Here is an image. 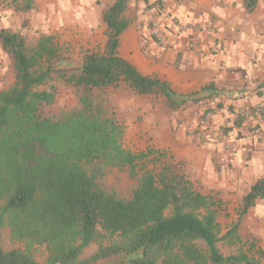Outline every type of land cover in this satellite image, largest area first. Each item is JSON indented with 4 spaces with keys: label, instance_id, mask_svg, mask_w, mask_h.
Wrapping results in <instances>:
<instances>
[{
    "label": "trees",
    "instance_id": "1",
    "mask_svg": "<svg viewBox=\"0 0 264 264\" xmlns=\"http://www.w3.org/2000/svg\"><path fill=\"white\" fill-rule=\"evenodd\" d=\"M257 1L242 0L244 10L252 13ZM128 4L113 0L103 6V51L83 55L70 71L58 67L63 53L52 36L28 45L21 33L0 29V47L14 77L13 85L0 91V229L7 227L10 240L24 246L5 251L0 241V264H39L30 252L35 245L45 247V264H259L252 251L259 258L263 252L255 242L229 256L219 250V242L244 244L239 221L221 236V203L214 196L197 192L168 161L158 173L145 170L152 151L124 148V127L108 113V88L124 84L136 95H159L168 112L205 99L178 95L119 56L120 37L131 24ZM152 7L158 13L163 8L160 0ZM30 8L29 3L16 7ZM146 49L141 46L143 53ZM57 78L76 89L77 107L45 115L56 101ZM209 90L206 86L201 94ZM257 109L263 119L264 105ZM241 120L238 116L235 126ZM140 167L143 174L128 199L100 183L110 169H126L136 179ZM258 200H264V178L240 199L238 219ZM92 244L98 245L96 252L82 257Z\"/></svg>",
    "mask_w": 264,
    "mask_h": 264
},
{
    "label": "crops",
    "instance_id": "2",
    "mask_svg": "<svg viewBox=\"0 0 264 264\" xmlns=\"http://www.w3.org/2000/svg\"><path fill=\"white\" fill-rule=\"evenodd\" d=\"M156 1H138L133 26L159 17L152 7ZM191 1L187 5L183 0L178 3L163 0L162 6L185 24L202 23L211 17L215 26L213 33L189 31L180 34L166 21L169 26L167 46L158 48L148 43V53H143L138 32L129 27L120 37L119 56L141 74L156 76L167 83L178 95L197 94V99L205 96L197 104L201 105L200 110L213 109L208 128L218 131L226 127L227 134L217 140L211 137L204 142L196 137L190 140L185 136L187 123L178 127L176 120L170 125L173 126L170 150L184 170L181 173L197 192L229 202L228 213L232 212L230 217L236 218L235 223L239 221V235L257 233L258 228H264V200H258L240 220L237 209L250 186L264 178V133L258 144H253L249 135L255 125H260L264 132V118L250 114L264 105V0L257 1L252 13L244 10L242 0H205L206 5L200 0ZM131 6L129 0L128 8ZM3 23L1 29L8 28L5 20ZM121 48L130 54H121ZM5 57L0 47V91L14 83L12 69L9 71L5 65ZM206 86L210 90L201 94ZM188 103L184 109L172 113L184 111ZM184 115L176 116V119ZM237 115L242 120L235 126Z\"/></svg>",
    "mask_w": 264,
    "mask_h": 264
},
{
    "label": "rangeland",
    "instance_id": "3",
    "mask_svg": "<svg viewBox=\"0 0 264 264\" xmlns=\"http://www.w3.org/2000/svg\"><path fill=\"white\" fill-rule=\"evenodd\" d=\"M130 1L132 6L128 8L126 14L127 18L131 21L130 27L135 28L138 32L140 46H148V43L154 41L151 35V22L147 23L144 21L135 26H133L132 22L135 21L132 18L138 9L137 3L143 0ZM145 1L147 2V0ZM172 1L178 3V0ZM110 2L112 0H0V29L5 25L3 23V20H5L8 28L21 33L28 45H34L41 35L52 36L54 42L57 43L63 53V59L58 63V67L61 70L70 71L80 64L83 55L103 51L105 26L100 18V7ZM183 2L190 5L192 1L183 0ZM199 2H203L206 5L205 0H200ZM26 3L30 4V10L19 11L16 9L18 5L24 6ZM164 11L167 12V10ZM157 14L160 17L161 12H157ZM199 15L202 16V14ZM159 17L156 19L159 20ZM209 20L213 22V19L209 16L206 21L202 22L205 24V27L206 22ZM162 29L163 31L166 30L161 26L159 30ZM122 53L126 55L130 54L122 51L121 48ZM146 53H148L147 49ZM6 64L10 71L12 69L11 60L7 55L5 57ZM54 84L58 88L56 101L52 106L44 109V114L53 116L77 107L76 89L59 78L55 79ZM106 94L109 100L108 113L113 114L116 120L124 127L125 132L122 141L124 148L135 154L152 151V155L148 159L151 162L145 161L144 169L153 173H158L161 164L167 161L180 173L184 172L182 166L176 162L175 153L169 147V139L173 138V136H170V133H173V126H170L173 121L176 122L177 120L178 127L182 123H187L186 128H188V131L185 132V136L190 140H193L194 137L197 138V135L202 131L207 134L209 132V134H212L210 137L217 140L223 137V130H226V127H221L218 131L208 128L213 109L207 107L200 110L201 105L197 103L193 104L190 102L184 111L173 114L165 109L161 96L136 95L127 89L124 84H119L115 88H108ZM206 110H209L207 112L211 114L208 123H205ZM183 113L186 114L184 117L176 119V116L181 117ZM187 119L188 121H186ZM158 156L160 159H158ZM138 171V177L132 179L129 177L126 169H110L106 171L100 183L106 187L113 188L120 196L128 199L136 188L140 176L143 174L142 167ZM219 202L221 205L218 210L217 220L221 229V236H223L233 226L236 218L230 217L232 212L228 213L229 202L221 200ZM0 235L1 245L5 251L24 248L21 243L10 240L9 229L7 227L0 229ZM240 236L244 244L243 246H229L223 242H219L218 248L221 253L224 256L236 254L241 247L242 250H247V246L254 241L256 248L263 252V256L259 258L255 250L252 253L258 258L259 264H264V243L261 244V241L264 240V228H258L257 233H240ZM104 244H107V241H104ZM97 248V244H92L84 251L82 257H90L96 252ZM30 252L37 263L45 264L47 252L44 246L35 245L30 249ZM98 264L106 263L99 262Z\"/></svg>",
    "mask_w": 264,
    "mask_h": 264
},
{
    "label": "built area",
    "instance_id": "4",
    "mask_svg": "<svg viewBox=\"0 0 264 264\" xmlns=\"http://www.w3.org/2000/svg\"><path fill=\"white\" fill-rule=\"evenodd\" d=\"M160 2L162 4L163 0H160ZM160 12H161V15L159 17V20L156 19V20L151 21V24H152V29H151L152 34L151 35L154 38V41H152V43L158 48H164L167 46V43H168L167 38H166V30L169 28V26L167 24H165L166 21H168L171 24V26L175 27V31L177 33H180V34H188L189 31H192V32L193 31H201L205 34L214 32L215 26L211 20L206 22V27H205L204 23L185 24L179 18H177L174 15H170L169 12H166L163 9H161ZM160 20L162 21V23L159 22ZM161 26H162V28H165L166 30L165 31H163V29L159 30V28ZM250 114L253 116H260V110L257 108L253 109L250 112ZM210 115L211 114H209V112H207L205 114V123L209 122ZM238 116L239 115H237L235 117L237 118ZM263 133H264L263 129L260 125L253 126L251 128L250 134H249L251 137V142L253 144L260 143V141L263 138ZM210 136H208V134L206 132L202 131L197 135V138L200 141H207Z\"/></svg>",
    "mask_w": 264,
    "mask_h": 264
}]
</instances>
